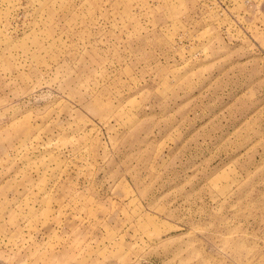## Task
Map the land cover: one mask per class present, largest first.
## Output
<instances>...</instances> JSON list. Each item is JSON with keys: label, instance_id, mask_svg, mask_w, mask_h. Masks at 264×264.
<instances>
[{"label": "rangeland", "instance_id": "rangeland-1", "mask_svg": "<svg viewBox=\"0 0 264 264\" xmlns=\"http://www.w3.org/2000/svg\"><path fill=\"white\" fill-rule=\"evenodd\" d=\"M0 264H264V0H0Z\"/></svg>", "mask_w": 264, "mask_h": 264}]
</instances>
